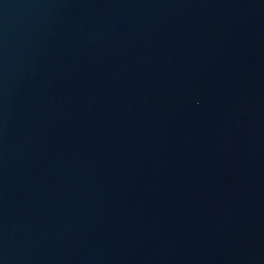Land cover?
I'll return each instance as SVG.
<instances>
[{"label":"water","instance_id":"obj_1","mask_svg":"<svg viewBox=\"0 0 264 264\" xmlns=\"http://www.w3.org/2000/svg\"><path fill=\"white\" fill-rule=\"evenodd\" d=\"M0 264H264V0H0Z\"/></svg>","mask_w":264,"mask_h":264}]
</instances>
